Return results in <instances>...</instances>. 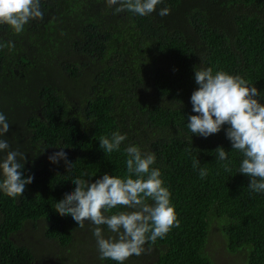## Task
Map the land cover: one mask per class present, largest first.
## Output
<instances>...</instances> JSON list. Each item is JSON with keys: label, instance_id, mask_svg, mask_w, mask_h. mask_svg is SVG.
<instances>
[{"label": "trees", "instance_id": "trees-1", "mask_svg": "<svg viewBox=\"0 0 264 264\" xmlns=\"http://www.w3.org/2000/svg\"><path fill=\"white\" fill-rule=\"evenodd\" d=\"M40 8L43 19L20 34L0 25V43L15 45L0 48V113L10 123L0 138L25 153L22 171L33 177L23 196L0 191V264H117L99 259L94 225L80 228L54 209L84 172L93 181L124 175L129 145L155 153L179 227L124 264H218L206 249L215 234L227 264H264V192L238 172L227 125L206 138L187 126L202 67L241 75L264 103V0H162L146 16L115 14L106 0H40ZM113 131L127 139L105 154L99 138ZM59 147L71 170L49 161Z\"/></svg>", "mask_w": 264, "mask_h": 264}, {"label": "clouds", "instance_id": "clouds-1", "mask_svg": "<svg viewBox=\"0 0 264 264\" xmlns=\"http://www.w3.org/2000/svg\"><path fill=\"white\" fill-rule=\"evenodd\" d=\"M162 0H106L114 13L132 12L146 16L156 11ZM169 14L167 7L159 15ZM40 0H0V25H7L20 34L25 25L34 19H43ZM13 49L15 45L8 41L0 43V48ZM195 89L190 97L195 115L188 117L187 126L192 135L208 137L225 129L226 138L231 142L232 150L242 155L239 173L250 178L248 187L253 192H264V103L257 97L260 92L239 74H230L223 70L213 71L212 67L195 70ZM10 123L0 113V137L9 131ZM192 137V136H191ZM127 139L126 134L113 131L99 138V146L105 154L119 151ZM48 156L52 163L64 160L71 170L73 162L67 159L63 147ZM0 191L15 198L23 196L25 186L32 183L31 175L25 177L22 169L26 160L25 153L11 150L6 139L0 138ZM127 154L126 173L122 176L104 173L102 177L91 179L94 175L84 172L72 181L75 188L66 192L56 201L55 211L61 215H70L78 227L84 228L85 222L94 225L99 259H110L124 264L133 255L145 252V244H155L163 239L173 227H179L175 207L171 202V192L165 186L159 168L152 167L156 161L154 152L142 151L137 145L124 149ZM220 161L228 160V152L223 147L216 148ZM231 161L225 163V171L231 172ZM200 161L193 158V168ZM201 178L207 175V169L200 168ZM114 209H118L113 211ZM106 225L111 233L105 236L101 226Z\"/></svg>", "mask_w": 264, "mask_h": 264}, {"label": "rangeland", "instance_id": "rangeland-1", "mask_svg": "<svg viewBox=\"0 0 264 264\" xmlns=\"http://www.w3.org/2000/svg\"><path fill=\"white\" fill-rule=\"evenodd\" d=\"M209 238H211V241L206 249L210 252L212 260L218 264H227V260L221 254L222 242L218 239L217 234L211 235Z\"/></svg>", "mask_w": 264, "mask_h": 264}]
</instances>
